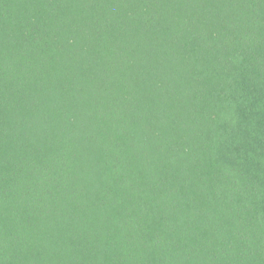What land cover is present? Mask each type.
<instances>
[{
    "label": "trees",
    "instance_id": "obj_1",
    "mask_svg": "<svg viewBox=\"0 0 264 264\" xmlns=\"http://www.w3.org/2000/svg\"><path fill=\"white\" fill-rule=\"evenodd\" d=\"M0 264H264V0H0Z\"/></svg>",
    "mask_w": 264,
    "mask_h": 264
}]
</instances>
